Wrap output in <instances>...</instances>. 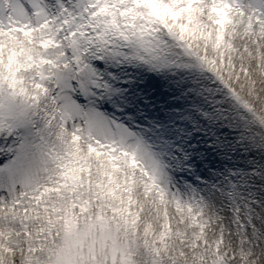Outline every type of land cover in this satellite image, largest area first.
Returning a JSON list of instances; mask_svg holds the SVG:
<instances>
[{"label":"snow or ice","instance_id":"6c2138e0","mask_svg":"<svg viewBox=\"0 0 264 264\" xmlns=\"http://www.w3.org/2000/svg\"><path fill=\"white\" fill-rule=\"evenodd\" d=\"M136 2L128 0L129 5ZM7 3L9 16L22 13L33 29L49 23L51 31L44 32L57 47L39 53L52 63L30 70L27 101H21L0 76V205L27 208V193L58 171L53 149H63L50 132L53 115L93 149L134 158L161 191L180 201L188 193L201 206L240 195L236 183L222 179L226 165L236 166L233 160L241 144L255 147L251 155L260 164L250 180L258 192L264 191V118L240 101L234 89L163 24H154L158 31L150 34L123 28L120 35L91 20L96 15L94 0ZM252 8L264 19V0H252ZM137 11L149 10L141 6ZM8 23L11 26V20ZM16 76L20 79L21 72ZM140 167L135 171L140 172ZM253 205L260 207L264 200L245 203L244 219L240 206L233 209V223L245 233L250 226L255 228ZM222 241L221 235L218 244ZM11 252V264H55V256H41L35 243L13 246ZM217 256V264H245L249 258L243 244L222 256L217 248ZM252 259H257L255 254ZM258 259L264 260V252ZM68 260L81 264L74 250ZM149 264L162 262L153 254Z\"/></svg>","mask_w":264,"mask_h":264},{"label":"bare ground","instance_id":"6f19581e","mask_svg":"<svg viewBox=\"0 0 264 264\" xmlns=\"http://www.w3.org/2000/svg\"><path fill=\"white\" fill-rule=\"evenodd\" d=\"M81 2L87 3L88 0ZM94 3L96 15L91 20L120 35H124L121 33L123 28H134L142 33L145 29H158L153 25L162 22L167 29H174L180 34V40L191 46L195 56L216 62L218 66L211 72L217 73L216 76L228 87L235 89V95L240 101L251 105L252 110L264 118V19L252 8V0H137L134 5H129L128 0H94ZM141 6L149 11L138 12L137 9ZM160 9L163 10L162 15L157 12ZM10 10L8 3L7 11L0 3V20L3 24L0 27V76L4 80L1 72L10 73L15 80L17 76L14 71L18 69L21 78L14 89L20 94V98L27 101L26 93L31 86L30 70L34 66L39 68L45 63H52L45 61L39 53L55 49L57 44L45 35V29L51 31L49 23L41 24L36 28L39 32H36V29L25 23L26 17L22 13L15 12L9 16ZM9 20L15 28L12 35L4 30ZM17 24L21 26L15 27ZM217 29H221L220 36ZM23 36L30 39L36 48L32 49L24 43ZM41 44L51 46L42 48L38 46ZM236 106L238 112H241L240 105ZM243 124L244 121H240L241 127ZM49 126L55 142L63 149V152L53 149V158L57 161L55 167L58 170L64 171L72 163H75L76 169L77 166L81 167L80 170L91 167L89 179H82L87 182L84 188L76 187L75 190L65 192V196L50 194L46 203L55 214H65L66 210H61L68 206L72 208L78 199H90L107 210L108 216L113 217L126 230L128 225L124 223L120 207L124 209L123 212L135 209L136 215H133L131 222H135L140 234L135 246L143 253L141 264L149 262L153 253H156L162 264H217L220 259L217 248H222L220 251L226 250L222 254H231L240 244H243L249 257L245 264H257L258 257L264 252L261 247L264 245V205H253L256 208L251 215L255 228L250 226L247 233L240 229L239 223H233L232 214L233 209L240 206L241 217L244 219L248 214V210L243 207L245 203L264 200V191L258 192L250 180L254 168L260 164L258 157L251 155L257 151L255 147L249 149L241 144L233 160L236 166L226 165L227 171L222 179L236 183L240 195L235 200L225 196L217 204L209 201L201 206L190 200L188 193L180 201L170 193L161 191L155 180L137 162L134 164L137 166L131 167L134 158L125 153L113 157L110 150L94 149L97 152L94 157L89 153L93 147L57 121L54 115ZM73 137L78 139L77 143L73 142ZM117 160L122 163L115 162ZM137 167H140V172L135 171ZM54 173L55 171L35 185L33 192L27 193V204L37 189L46 184L51 187L57 182L52 177ZM235 176L240 179L237 181ZM110 184L117 188L111 189ZM227 190L230 191L231 188ZM33 206L43 207L32 201L28 209L33 213ZM0 213V264H11V248L36 242L37 238L33 233L39 232L40 221L29 217L24 222L21 221L25 216L24 211L11 205H0ZM45 222H48V218ZM25 227L27 232L29 228L34 230L33 233H23ZM221 235L223 241L218 244ZM198 245H203L201 251L199 248L195 250ZM145 247L150 248L152 254ZM253 254L257 259H252ZM202 258L207 259L205 263Z\"/></svg>","mask_w":264,"mask_h":264},{"label":"rangeland","instance_id":"374dc122","mask_svg":"<svg viewBox=\"0 0 264 264\" xmlns=\"http://www.w3.org/2000/svg\"><path fill=\"white\" fill-rule=\"evenodd\" d=\"M4 28L6 29H4L5 32H12V30L15 29L12 24L11 26L7 24ZM168 30L180 39V34L178 32L174 29ZM154 31H158V29H145V32L141 33L140 30L137 32L141 34H150ZM217 32L221 34V29H217ZM188 47L191 49L190 45ZM191 52L194 55L193 49H191ZM200 58L205 62L210 72L216 69V62L206 61L204 58ZM5 81L10 84L9 88L16 92L14 88L15 85L20 82V79L15 78V80H11V77H5ZM19 95L20 94L17 93L18 98L21 101H25L23 98H20ZM235 107L238 112V107ZM244 115L247 116L248 119H251L250 113L245 112ZM93 151L92 149V155H95L96 152L94 153ZM118 155H120V153ZM134 164H136L135 160L132 161L131 167L137 166ZM80 168L77 166L76 169V165H74V168H68L63 174V178L59 179L56 178L57 171H55L52 177L58 180L54 184L56 187H50V184H46V186L37 189V192H35L30 199V203L34 201L35 205H37L38 199L41 201V198L48 196L52 192L55 194L58 193L59 195L64 194L65 196V192H70L72 189L75 190L76 187L84 188L87 182L82 179H89V170L91 167L82 168L81 170ZM110 188L115 190L117 187L110 184ZM30 203L27 205L30 206ZM33 207L35 208V213L28 209L29 207L21 209L24 211L25 216L20 220L24 222L29 217L39 222V220H42V215H44L45 219L48 218L46 224L39 222V232L33 233L37 238L34 243L41 256L47 255L50 258L55 256V264H70L68 255L73 250L81 264H89V261H91L92 264H141V254L143 253L135 246V243L140 238V234L138 226L134 221L131 222L133 215H136L135 209H131L129 212H123L124 209L120 207L124 223L128 225L127 229L123 230L122 226H119L118 221L108 216L109 213L107 210L99 207L97 203L90 199H85L84 201L78 199L75 201L72 208L69 206L65 207L61 211L66 210V215L61 212L55 214L52 212V207H49L48 203L45 204L42 210H40L41 208ZM231 209L232 207L229 211ZM26 230L25 227L23 233H26ZM27 233L31 234L32 230L29 228ZM1 238L2 235L0 234V239ZM145 248L149 254H152L150 248ZM197 248L201 251L203 245H198V247H195V250H197ZM220 249L222 248H218V251L222 256L225 253L222 254L221 252L226 250L220 251ZM153 254L156 255V253ZM157 255H159V252H157ZM206 260V258H202L203 263H205ZM42 264H48V262L42 261ZM145 264H149V262Z\"/></svg>","mask_w":264,"mask_h":264},{"label":"clouds","instance_id":"9594fccd","mask_svg":"<svg viewBox=\"0 0 264 264\" xmlns=\"http://www.w3.org/2000/svg\"><path fill=\"white\" fill-rule=\"evenodd\" d=\"M257 264H264V260H258Z\"/></svg>","mask_w":264,"mask_h":264}]
</instances>
